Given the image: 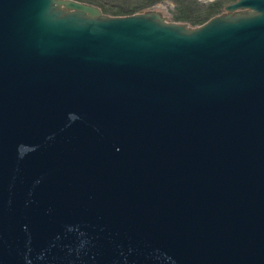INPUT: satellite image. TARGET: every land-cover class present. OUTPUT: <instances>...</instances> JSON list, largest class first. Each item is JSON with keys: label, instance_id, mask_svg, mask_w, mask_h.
<instances>
[{"label": "water", "instance_id": "95a60500", "mask_svg": "<svg viewBox=\"0 0 264 264\" xmlns=\"http://www.w3.org/2000/svg\"><path fill=\"white\" fill-rule=\"evenodd\" d=\"M224 11L0 0V264H264V0Z\"/></svg>", "mask_w": 264, "mask_h": 264}, {"label": "rangeland", "instance_id": "374dc122", "mask_svg": "<svg viewBox=\"0 0 264 264\" xmlns=\"http://www.w3.org/2000/svg\"><path fill=\"white\" fill-rule=\"evenodd\" d=\"M74 1L86 3L93 6L100 3L102 5H105L107 9H110L112 11H115L116 7H119L124 10L131 8L133 9L132 12H134V14L149 10H154L162 13V15L166 18L167 22L182 23L188 25L191 28L198 27V26H192V24L188 22L175 21L176 17L178 16L180 8L178 7L177 3L174 0H74ZM234 1L236 0H185L186 3L185 7H187V4L189 5L191 4V7L193 8L194 12L195 11L199 12L207 7H211V6L216 7V5L219 3L217 8L214 9V11L218 15H221L225 12L224 7L232 4ZM131 15L132 14H130V16Z\"/></svg>", "mask_w": 264, "mask_h": 264}, {"label": "trees", "instance_id": "16d2710c", "mask_svg": "<svg viewBox=\"0 0 264 264\" xmlns=\"http://www.w3.org/2000/svg\"><path fill=\"white\" fill-rule=\"evenodd\" d=\"M178 7L180 8L178 16L176 17L177 22H188L190 24H192V26H200L203 25L204 23H206L209 19H211L212 17L218 15L217 13H215L214 9L217 8L218 4L216 5V7H207L204 8L203 10L199 11V12H194L193 8L191 7V4H187V7H185L186 3L185 0H174ZM96 7L100 8V10L102 11L103 14H107L110 16H125V15H130V14H134L133 9H121L119 7H116L115 11H112L110 9H107L105 5L102 4H97L95 5ZM135 10V9H134ZM194 12V13H193ZM113 13V14H111Z\"/></svg>", "mask_w": 264, "mask_h": 264}]
</instances>
